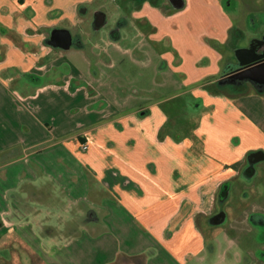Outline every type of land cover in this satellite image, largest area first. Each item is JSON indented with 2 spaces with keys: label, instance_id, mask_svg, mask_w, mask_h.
Returning a JSON list of instances; mask_svg holds the SVG:
<instances>
[{
  "label": "crops",
  "instance_id": "obj_1",
  "mask_svg": "<svg viewBox=\"0 0 264 264\" xmlns=\"http://www.w3.org/2000/svg\"><path fill=\"white\" fill-rule=\"evenodd\" d=\"M146 1L153 5L164 3V0H0V154L14 156L28 149L37 154L34 149L57 138L76 146L77 153L71 149L82 162L78 164L82 171L18 168L0 178V234L3 230L18 229L13 239L18 241L14 243L19 253L10 251L7 264H27L29 258H36L40 264H57L50 258L57 252L54 241L62 237L61 215L50 218L49 225H44L47 215L37 216V231L40 229L41 240L46 241L37 250L25 243L22 225L27 220L21 221L17 216L20 212L15 199H9L6 193L21 183L34 182L37 175L52 177L56 191L60 189L71 197L68 210L73 211L68 212L66 223L71 225L77 219L81 225L71 228L68 238L90 234L89 225L95 222L103 223L105 230L115 234L121 222L130 224L132 232L126 237V244L104 256L100 264H186L190 258L200 256L206 247L200 226L204 217L198 215L200 210L192 209L203 204V196L216 193L222 184L240 175L248 156L259 153L262 160L259 170L264 168V84L249 80L252 90L232 101L219 94H206L204 90L211 77L224 78V67L235 64L228 57L232 53L229 50L232 47L228 46L235 37L237 43L248 39L247 45L239 47L251 49L256 43L264 53V0H227V3L182 0V6L174 11H170L173 8L167 2L168 7L164 8L150 7ZM140 3L143 7L138 8ZM90 5L96 6V14L106 15L104 11L111 10L123 19L119 33L105 40V52L110 45L123 50L122 42L127 41L131 53L141 49L139 43L146 40L152 44L171 41L176 54H159L160 58L184 77L186 89H191L200 100L194 105L202 108L204 104L208 111L195 129L203 142L200 155L191 152V142L180 149L159 137L163 117L158 106L147 107L148 114L138 118V114L124 115L112 105L100 104V96L92 91L89 96L68 80L61 87L44 85L43 74L49 73L52 79L62 71V64L68 65V78L75 76L87 81L101 76L95 70L86 77L84 71L66 62L64 55L60 59L40 54L43 44L62 49L54 39L55 44L49 41L55 30L72 34L69 27L76 23L88 33L89 23H83ZM65 23H70L69 27ZM73 49L84 54L79 47ZM225 71L230 73V68ZM106 126L112 136L103 134ZM82 147H87L86 151ZM139 164L143 171L137 168ZM20 174L25 178L14 185L10 183L8 176ZM86 179L94 181V185L90 186ZM21 199L18 198L19 205ZM72 205L80 209L77 211ZM188 208L190 211H186Z\"/></svg>",
  "mask_w": 264,
  "mask_h": 264
},
{
  "label": "rangeland",
  "instance_id": "obj_2",
  "mask_svg": "<svg viewBox=\"0 0 264 264\" xmlns=\"http://www.w3.org/2000/svg\"><path fill=\"white\" fill-rule=\"evenodd\" d=\"M146 2H149L150 7L154 5L164 8L168 7L167 0H164L165 5L159 2L154 5L151 1ZM118 3L120 4V1ZM225 3H227V0H225ZM139 7H143V4L140 3L138 5ZM169 7L173 8H169L170 11L176 9L170 5ZM88 9L89 14L83 24L91 22V17L96 11V6L90 5ZM123 10L128 12L127 8H123ZM104 12L106 14V24L98 30L90 29L88 33L81 30L80 26L82 25L78 26L79 24L76 25L75 23L69 27L70 23L63 24L72 30V34H77L82 40L83 43H81L82 47L80 49L84 51L83 55L75 51L73 47L69 51H65L63 49L53 48L50 45L47 46L46 44H43L44 48L40 52L45 57H54L56 55L57 58H62L64 55L65 61L75 68L84 71L87 75L86 77H89V72L91 73V71L93 72L95 70L99 73L101 72V76L99 78L95 76L93 79H87V81L82 80L83 78H76L75 76L68 78L66 77L68 76V65L60 64L62 71H58L52 79L49 73L43 74L44 85L53 84L54 86L61 87L68 80L69 82H67L73 87L83 88V91L87 95L90 96L89 92L92 91L94 94L100 96L102 98L100 104L105 102L108 106L112 105L124 115L138 114V118L148 114L147 107L158 106V112L163 117V120H161L163 121L162 130L160 128L158 132L159 137L161 139L166 138L169 143L173 142L180 149L187 148L191 142L192 147L189 148H192L191 152L194 155H200L199 152L203 147V142L199 136H196L195 129L202 118L208 116V111L206 112L207 108L204 104L202 108L194 105V103L198 104L200 100H198L199 102L197 101L191 89H186L183 83L184 77L179 75L169 63L165 65L164 60L160 58L159 54H176V50L170 45L172 44L171 41L164 40V42L152 44V42L146 40L139 43L141 49L132 51V53L130 51V41H127L122 42L125 47L123 50L114 49V46L110 45L108 51L105 52V40H111L107 29L110 27L111 22L118 20L119 15L116 14L117 16H115L111 10H105ZM114 13L117 12L114 11ZM247 40L244 41L245 43H237L238 40L235 37L231 41L228 47H232L229 49L232 53L229 52L231 54L228 57L235 64H229L224 67V78H218L217 75H214L217 77L213 80L211 77L210 83L204 88L206 94H219L225 97L226 100L232 101L235 100V97H243L242 94H246L252 90L249 80L228 78L229 73L227 74L225 71L227 68L239 66L235 56V49L241 48L239 46L247 45ZM95 42L96 45H94ZM84 57H87V59L84 60ZM90 59L91 65H89ZM257 94L260 95V93ZM155 115L156 112H153V117ZM128 119L134 124L135 121H132L133 119L130 116ZM155 120L157 119L155 118ZM110 130L106 126L103 134L112 136ZM71 147L73 145L69 146L63 143L62 140L55 138L54 142H45L34 149L37 154H32V149L25 150L21 154L14 156H10L8 153H2L0 154V178L4 179V174L7 171H15L18 168H22L21 171H82L78 166L82 162L76 156L77 154H74ZM86 148L82 147V151H86ZM73 149L77 153V147L75 146ZM4 164H8V166L6 167ZM257 167L255 165L253 168L256 169ZM137 168L143 171V167L140 164ZM245 170L242 169V171ZM24 178V174L8 176V180L13 185L15 182ZM80 178L85 180L84 176H80ZM253 178L248 179L241 172L240 175L231 179V183L229 184L231 190L228 193L229 198L226 201L221 202V199H218V191H220L218 190V193L211 192L207 197L203 196V204L198 208L192 209L194 211L200 210L198 215H203L204 217V223L200 226L202 227L201 236L206 243V247H204L200 256L195 260L190 258L186 264H264V262H261L264 256H256L252 253V248L258 249L261 247L259 244L260 240L255 239L256 237L253 234L255 230L257 231L258 227L255 230L247 229L246 231L244 224H240L239 226H237L238 224H228V219L230 221L234 216H242V214H238L243 210L242 202L246 199V195L243 197L244 193L250 195L249 201L251 202H255L253 200L257 198L254 199L257 194H261L264 197V173H261V176L258 173ZM52 179L50 176L37 175L36 180L30 182L31 184L21 183L18 188H12L6 192L9 199H15L14 204L17 207V211L20 212L17 213V216L22 219L21 221L27 220V224L22 225V231L26 235V240L24 241L27 245L39 250L46 243V241L41 240L40 229L37 231L36 224L39 226V222L37 223L38 215H44L42 218H45L46 215L48 216L46 217L48 219H46L44 225H49L50 218L58 215H61L63 219L61 224L65 228L62 227L63 231L60 232L62 237L54 241L57 252L55 251L50 258L57 264H100L104 256L106 257V255L111 254L121 244H126V237L132 232V227L126 222H121L117 226L119 230H116V234L118 235L113 233L112 230H105L103 223L95 222L89 225L92 229L90 234L82 233L77 235L78 237L68 238L67 232L71 228L79 227L81 224L79 225L77 219H75V224L72 223L70 225L66 223L69 217L68 212L72 213L71 211H73L68 210V207H70L69 204L71 205L69 202L71 197L68 193L64 194L60 189L56 191L54 188L55 181H52ZM86 181L90 186L94 185V181L87 179ZM257 188L261 189L260 192H258ZM218 189H221V187ZM20 197L22 199L19 205L18 198ZM77 207L79 206H73L78 211L80 208ZM250 208L254 211L262 210L257 203H251ZM186 211H190V209L188 208ZM219 211L224 213L223 221L219 224L215 223L216 220L210 223L209 220L219 213ZM100 215H102V212H100ZM230 216L231 218H229ZM230 225L237 227H233L234 229L231 230ZM49 229L47 228V231ZM3 231L0 234V264H7L6 261L11 256L10 251L16 254L17 252L19 253V250H17L18 245L14 243L18 241L13 239L14 232L18 231V229ZM233 231H235V234H232ZM244 231L246 232L245 235L243 234ZM235 236L238 237L236 240L240 243L239 246L232 244L231 239L235 238ZM23 258L24 256H22ZM27 264L40 263H37L36 258H29Z\"/></svg>",
  "mask_w": 264,
  "mask_h": 264
},
{
  "label": "flooded vegetation",
  "instance_id": "obj_3",
  "mask_svg": "<svg viewBox=\"0 0 264 264\" xmlns=\"http://www.w3.org/2000/svg\"><path fill=\"white\" fill-rule=\"evenodd\" d=\"M167 3L172 6L175 7L177 4L182 3L181 0H167ZM97 11H95L91 17V22L88 25L89 30H98L97 28V21H98V16L100 13L96 14ZM114 22V21H113ZM111 23L110 27L107 29V31H109V36L111 38H113L115 35H117L119 33V28L122 25L123 19L122 18H118V20L114 23ZM106 24V23H105ZM105 24H103L102 26H104ZM97 28V29H96ZM72 35V41H71V47H82V42L80 40V37L77 34H71ZM63 36V32H59V33H55V41H57L58 43H61V38ZM251 49L256 53V54H261L263 51H260L256 45V43L254 44V47H251ZM240 66H233L230 67V72L229 75L231 76L233 73L237 72ZM261 155L259 153H254L250 156L247 157L246 159V163L243 167V170L245 171H241L242 173H244L246 178H253L255 177L258 173L261 176V173H264V170L261 169L259 170V164L260 162H262V160H260ZM255 165H257L258 167L255 169L253 167H255ZM263 170V171H262ZM254 179V178H253ZM231 183V182H230ZM229 182H226L224 184H222L221 189L218 193V199H221V202L226 201L227 198H229L228 193L231 190V186ZM258 192H260L261 189L257 188ZM263 193V192H262ZM264 194V193H263ZM246 195V199L242 202V207L243 210L238 214H242V216H232V220L229 221L228 219V224L232 223V224H238L237 226H239L240 224H244V226L246 227L245 230L247 231V229H251V230H255L256 227L257 231H254V235H255V239L260 240V248H252L254 255L256 256H264V197L261 194H257V196L254 197L255 202H251L249 201L250 195L244 193L243 197H245ZM253 203H257L260 205V207L262 208L261 211H254L252 210V208H250V204ZM224 218V213L219 211V213H217L216 215H214L212 217V219L209 220V222H212L214 220L216 224H219L223 221ZM231 218V216L229 217ZM236 226V227H237ZM231 230H233L234 227L233 225L229 226ZM234 227V228H233ZM262 227V228H260ZM245 231L243 232V234L245 235ZM232 234H235V231L232 232ZM236 238H238L237 236H235V238H232V244L233 245H237L239 246L240 243L236 240ZM264 258V257H263ZM261 262H264V259L261 260Z\"/></svg>",
  "mask_w": 264,
  "mask_h": 264
},
{
  "label": "water",
  "instance_id": "obj_4",
  "mask_svg": "<svg viewBox=\"0 0 264 264\" xmlns=\"http://www.w3.org/2000/svg\"><path fill=\"white\" fill-rule=\"evenodd\" d=\"M182 2V0H181ZM182 3L177 4L175 8H180ZM97 28L101 27L105 23V15L99 14L97 17ZM63 32L61 43L59 46L62 49H69L71 46L72 36L67 30H55L52 32L50 42L55 44V33ZM235 56L238 59L239 69L228 78L235 80H250L256 83L264 84V53L256 54L252 49L240 48L235 52Z\"/></svg>",
  "mask_w": 264,
  "mask_h": 264
}]
</instances>
